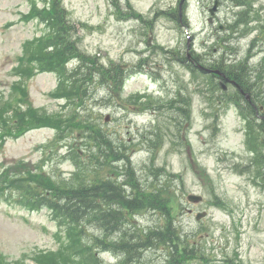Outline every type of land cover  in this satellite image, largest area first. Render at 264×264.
Instances as JSON below:
<instances>
[{"label": "rangeland", "instance_id": "1", "mask_svg": "<svg viewBox=\"0 0 264 264\" xmlns=\"http://www.w3.org/2000/svg\"><path fill=\"white\" fill-rule=\"evenodd\" d=\"M244 1L240 6L235 0H122L119 13L109 0H60L81 50L127 73L120 95L94 82L88 109L81 112L117 142L130 146L137 176L143 178L150 173L148 167L161 166L180 175L169 181L176 189L177 223L189 239L205 244L199 250L208 259L192 264H264V0ZM51 2L0 0L1 111L9 103L53 116H65L75 108L53 96L59 87L55 71H35L29 78L22 73L30 64L24 55L26 42L42 43L51 33L38 15ZM127 4L148 20L121 18ZM179 8L180 20L161 14ZM186 60L213 70L218 64L226 71L230 66L236 70L239 62L250 67L254 102L263 109L257 114V127L234 106L239 98L232 84ZM182 95L187 102L179 100ZM137 97H144L140 102L150 98L154 105L138 111ZM256 133L263 142L254 148ZM55 135V129L40 126L18 136H1L0 172L29 169L54 179L72 177L75 165L68 155L74 139L57 140ZM190 193L201 195V202L190 203ZM196 211L207 214L197 220ZM131 221L146 228L156 224L159 215L140 212ZM68 231L69 226L46 207L31 211L12 196L0 197V264H38L50 252L55 257L71 254L65 247ZM94 236L103 237L94 226L85 229V247ZM92 251L106 264L121 259L110 251ZM164 253L159 248L146 250L139 263L156 264Z\"/></svg>", "mask_w": 264, "mask_h": 264}, {"label": "trees", "instance_id": "2", "mask_svg": "<svg viewBox=\"0 0 264 264\" xmlns=\"http://www.w3.org/2000/svg\"><path fill=\"white\" fill-rule=\"evenodd\" d=\"M235 2L240 6L245 4L244 0ZM118 4L114 0L120 13ZM127 7L131 11L126 16L141 18L130 4ZM176 10V13H163L180 20L178 13L181 11ZM38 15L47 23L52 34L42 43L26 42L24 55L30 64L22 73L29 78L35 71H55L59 76V87L52 93L53 96L65 99L67 105L73 104L75 108L65 116L42 114L29 105L19 109L13 103L0 110V137L18 136L30 128L47 126L56 130L57 140L74 139L68 157L73 161L75 171L68 179H54L47 173H34L29 169L0 172V197L12 196V201L31 211L46 207L55 219L69 226L70 241L65 247L72 253L55 257L50 252L48 257L38 259V264H106L92 250L110 251L120 256L118 264H138L144 252L152 248L165 252L156 264H192L195 260L207 262L206 254L199 250L205 248V244L189 239L177 223L176 189H171L169 181L175 176L180 178V175L170 173L161 166L148 167L150 173L143 178L137 176L130 157V146L123 141L117 142L93 118L81 112L88 109L89 87L94 82L121 94L124 80L122 68L118 65L105 66L97 56L80 49L79 40L74 37V27L68 21L67 10L60 0H52L50 7L44 8ZM236 22L239 23L238 20ZM73 58L79 63L68 68L67 62ZM242 64L239 62L236 70H231L230 66L226 73L234 77L243 90L253 94L255 85L250 82L251 74ZM216 67L223 70L220 64ZM20 86L17 87L21 89ZM185 98L179 96V100ZM152 101L150 98L143 103L134 100L140 110L146 105L153 106ZM179 113L185 115L180 109ZM261 173L264 176V171ZM14 192H17L16 196ZM145 211L157 213L159 221L146 228L133 224V216ZM93 226L103 237L90 238L85 247L82 240L85 229Z\"/></svg>", "mask_w": 264, "mask_h": 264}, {"label": "water", "instance_id": "3", "mask_svg": "<svg viewBox=\"0 0 264 264\" xmlns=\"http://www.w3.org/2000/svg\"><path fill=\"white\" fill-rule=\"evenodd\" d=\"M216 4H217V2H215V6H214V8L213 9H211L210 11H211V13L213 12V10L216 8ZM208 71H209V69H207ZM214 72H216V73H218L219 75H221V72H219L218 70H214ZM108 119V117H106V120ZM187 198L190 200V201H192V202H198V201H200L201 199H202V196L201 195H197V194H189L188 196H187ZM205 213L204 212H202V213H198L197 214V216H196V218L197 219H199L201 216H203Z\"/></svg>", "mask_w": 264, "mask_h": 264}]
</instances>
